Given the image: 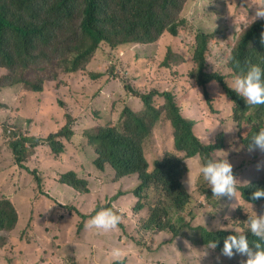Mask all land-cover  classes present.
I'll return each mask as SVG.
<instances>
[{
	"label": "rangeland",
	"instance_id": "374dc122",
	"mask_svg": "<svg viewBox=\"0 0 264 264\" xmlns=\"http://www.w3.org/2000/svg\"><path fill=\"white\" fill-rule=\"evenodd\" d=\"M259 2L260 0H187L181 13V19L185 20V24L178 37L165 34L158 43L152 45L125 46L118 55L121 64L118 61L117 64L107 65L106 61L99 60L93 71L101 73L102 80L90 83L88 80L91 78L79 77H83L85 72L74 75L63 73L61 59L65 56V51L62 50L59 58L52 59L53 64L43 61L38 66H32L26 74V78L32 82L44 81L42 93H35L24 84L0 89V197H10L21 214L15 231L0 232V264H41L40 258L35 259L39 253L48 260L45 264H72V260L77 264H98L102 260L118 264L123 259H127V264H164L161 260L168 244L181 254L177 264H217V256H220V264H240L241 259L224 258L215 249H207V255H204L205 246L198 243L200 231L186 230L185 234H182L183 230L173 221L170 223L178 226L180 237H172L173 232L169 229L160 231L151 228L149 218L152 210L157 208L159 211L161 207L159 202L167 201V197L157 185H151L142 191L140 203L143 208L138 206L139 198L134 192L131 195L133 199L129 211L133 213L136 206V213L133 214L139 221L138 227L135 226V219L123 218L122 223H127L128 228L120 224L118 230L108 232L98 233L96 230H86L85 227L78 232L77 224L81 217L76 212L66 213L62 207L57 206L58 202L72 204L83 212L90 213L92 207L96 208L99 203L109 202L116 195L119 185L112 179L103 177L93 192L84 196L60 182L59 174L69 167V170H74L76 166L73 161L75 146L67 142H65L67 152L61 156L55 155L49 145L41 142L34 148L33 154L27 156L24 166L18 165L10 146L13 134H9L8 131L5 133L2 126L6 130L10 126L20 127L22 134L24 132L28 137L45 139L50 134L60 132L62 126H58L62 123V113H70L78 119L75 138L77 144L78 140H81L79 138L83 137L80 130L83 124H92L96 120L98 123L106 121L104 111L112 106V101L106 93L108 89L113 92L112 98L115 99L120 112L127 102L135 109L141 107V99L129 94L125 89L126 81L143 93H150L159 87L166 90L173 82L179 86L178 91L187 90L188 85L195 86L190 98L183 104V113L191 118L199 117L205 112L204 90L191 83L194 78L189 76L190 68L191 71L195 68L193 56L196 35L200 30L214 34L209 60L214 68L226 67L228 57L241 34L256 22L253 21V16ZM101 50L104 51L103 48ZM122 52L124 53L121 57ZM168 55L170 65L166 67L164 60ZM178 63L181 64L177 68ZM174 68L179 70L181 76L189 79H175V76L180 74L173 70ZM9 73L8 69H0L2 78ZM211 90L217 95L221 93L222 106L217 107L216 113L210 112L214 116V132H208L206 143H215L223 138L227 140L225 150L216 152L214 159H226L233 165V174L239 181L238 189L249 186L256 180L264 181V152L259 149L249 152L248 148L244 147V143L242 144L238 137V124L230 120L233 113L230 112L227 97L225 98L222 90L214 84ZM126 91L128 100H121ZM158 99L157 106L162 107L166 103L165 98L158 96ZM60 100L66 103L64 109V104H61ZM92 105H95L97 111H101L96 114L97 118L91 111ZM263 126L264 122L260 123V127ZM199 133L204 135L202 130ZM146 148L151 163L150 171H154L155 162L159 159L150 155L154 152L152 137L148 139ZM188 161L191 172H195L197 162L192 159ZM199 163H203L202 158ZM258 164L261 165L260 170L257 169ZM87 168L90 171L95 169L93 165ZM36 169L45 180L43 190L39 188L30 172ZM208 189L210 187L207 188L202 175L194 178L189 191L191 195L182 198L185 201L184 208L170 211L169 216L163 215L164 218L172 215L182 216L181 223L188 219L193 227L202 226L212 231L234 229L239 225H245L249 216L264 214V210H254L251 204L244 201L239 190L236 198L228 200L205 195ZM119 190L120 188L118 192ZM46 194L58 202L51 200ZM116 205L128 206L119 202H116ZM259 205L264 207V201ZM62 215L64 217H60ZM214 216L219 223L213 220ZM131 224L133 225L129 226ZM25 227L27 228L24 229ZM31 228L35 231H30V235L38 232L32 237L37 241L34 247L22 237L23 231ZM186 234L191 240L186 238ZM153 239L156 240L155 244H151ZM38 243L43 245L42 249ZM113 248H120L125 257L123 255L121 260H113L110 256ZM147 254H150L149 258L145 257Z\"/></svg>",
	"mask_w": 264,
	"mask_h": 264
},
{
	"label": "trees",
	"instance_id": "16d2710c",
	"mask_svg": "<svg viewBox=\"0 0 264 264\" xmlns=\"http://www.w3.org/2000/svg\"><path fill=\"white\" fill-rule=\"evenodd\" d=\"M186 1L0 0V69L5 68L10 71L5 78L0 77V89L24 84L31 91L43 92L44 81L32 82L26 78V74L32 66H38L43 61L53 64L52 59L59 58L62 50L65 51V56L61 59L63 73L85 72L90 78H97L101 73L94 72L93 67L99 64V60L112 65L118 59L123 47L133 44H154L166 33L178 37L185 24V20L181 19V13ZM262 31H264V20H256L241 34L228 57L227 66L214 68L209 60L214 34L200 30L196 35L193 56L195 68L192 71L190 68L189 71V76L194 78L190 82L204 90L205 106L212 113H216L217 107L222 106V96L220 92L217 95L211 90V86L214 84L222 90L234 115L230 120L238 124V137L246 148L251 143L252 137L262 128L260 123L264 122V105L247 106L228 85L236 71L234 69L236 60H239L242 66L247 62L264 69V45L260 43ZM169 60L168 55L164 60L166 67L170 65ZM180 64H176V67L178 68ZM177 68L175 70L179 72ZM179 74L181 77L180 72ZM188 87L194 86L188 85ZM126 88L132 95L142 99L144 111L138 114L128 103L124 107L118 125L109 124L88 131L86 134L90 143L96 148L98 159L95 164L98 167L103 169L104 165L109 163L116 169L118 177L130 174L140 176L142 184L136 195L141 197L143 190L151 185H157L163 192L176 197L169 199V203L160 201L159 211L157 208L152 210L149 218L151 228L160 229L163 215L169 216L170 211L183 209L185 201L182 198L189 197L182 183L187 172L185 158L199 153L204 163L208 159L214 160L213 154L218 149L226 148L227 140L223 138L217 145L205 146L196 137L193 132L194 122L181 114L179 105L190 96V89L177 91L174 86L166 90L162 88L143 93L142 90H136L129 84H126ZM157 96L165 98L166 103L162 107L157 106ZM66 119L67 124L60 132L50 134L45 139L25 137L20 127L10 126L8 129H12L17 137V140L11 143L17 164L24 166L27 156L33 154L34 148L41 142L49 145L55 155L65 153L63 139L70 142L74 136L72 130L74 120L69 114H66ZM160 122L169 128L176 151L184 153L185 158L175 153L168 154L163 160L155 163L153 172H148V163L145 162L146 143L151 138L153 127ZM7 130L4 127V131ZM30 172L39 188L43 190L45 180L39 171L36 169ZM59 180L82 195L90 192L87 181L78 176L77 168L59 174ZM239 190L242 197L252 204L261 206L259 203L264 201V198L251 199L253 192L264 190V181L251 182L249 186L240 187ZM58 206L72 210L71 212L75 211L83 219L94 216L102 208H112L109 203L98 204L92 213L85 214L71 204L58 203ZM138 206L143 208L140 202ZM20 219L21 214L12 199L1 197L0 232L13 231ZM237 228L245 229L244 235L247 236L250 247L257 242V238L248 230L247 223ZM235 234V231L205 232L202 234V239L205 244L216 241L218 244L216 249L221 252L224 239L228 235ZM239 259L242 261L247 258L237 255L236 260Z\"/></svg>",
	"mask_w": 264,
	"mask_h": 264
},
{
	"label": "clouds",
	"instance_id": "9594fccd",
	"mask_svg": "<svg viewBox=\"0 0 264 264\" xmlns=\"http://www.w3.org/2000/svg\"><path fill=\"white\" fill-rule=\"evenodd\" d=\"M258 19L264 20V0H260V2L258 4H256V10H255V14L253 16V21L258 20ZM166 34H169L171 37H175V36H172L170 33H166ZM158 42H156V43H158ZM260 43L262 45H264V31H262L260 34ZM136 45H141V44H136ZM148 45H152V44H148ZM123 53L124 52H122L121 57H122ZM118 61H119V58L116 61H114L112 63V65L117 64ZM120 64H121V62H120ZM234 69L236 71H235V74L233 75V77L231 79V83H230V85H228V87L231 90H233L238 96H240L245 101L247 106L254 107V106H258V105H264V69H261L258 65L250 64L247 62L245 63L244 66H242L241 62L239 60L235 61ZM173 70H175V68ZM74 74H77V73H74ZM74 74L69 73L67 75H74ZM115 74H116V72H115ZM171 75H172V73H171ZM79 77L80 78H88V79L90 78L86 74H84L83 77H81V76H79ZM100 77L102 78V74H100V76L98 75L97 78H94V79L91 78L88 81L90 83H92V81H93V83H94L96 81L102 80ZM187 78H189V77L175 76V79L185 80ZM213 83H215V82H213ZM126 84H129L128 81H126ZM180 84L182 85V83H180ZM174 86L176 87V89L178 91L179 86L177 85V83H174V82H173L171 87H166V89L173 88ZM193 88H195V86L194 87H188V89H190V93L193 90ZM125 89L127 90L126 86H125ZM157 89H162V87H159ZM127 91L124 93L126 95L121 96V98H122L121 100H128V92L129 91L128 92ZM37 93H42V92H37ZM106 93L109 95V97L112 101L111 102L112 106L108 107L107 110L104 111L106 121L98 123V120H96L95 123H92V124L86 123L85 126L80 127V130H81V133L83 134V137L79 138L81 140H78L77 144L75 143V138L77 137L76 132L78 131L77 126H76L77 121H78L77 118H75L70 113L63 112L62 113L63 116H62V120H61L62 123L58 126V127L62 126V128L64 126H66V124H67L66 114H69L74 120L73 125H72V130L74 132L73 138L71 139L70 142H67L66 139H63V140H65V142H67L68 144H72L75 146L74 147V151H75L74 152V159H73V161L76 165L75 168L78 169V176L87 181L88 188L90 190L89 194H91L93 192V189L97 185H99V183L103 177H108V178L112 179L114 183L119 185L118 188H120L119 192H118V188H117L116 195L112 199H110L109 202L99 203L102 205L109 203V204H111L112 208L111 207L102 208L94 216L88 217L87 219H83L78 214L81 217V220H80L81 222L79 221L77 224L78 232H81L84 229V227L86 230H96L98 233L99 232H108L111 230H118V226L120 224L122 227L128 228L127 223H124V222L122 223L123 218L132 219V220L135 219L136 220L135 221L136 227H138L137 225L139 224L137 217L134 216V214L136 213V211H135L136 206H134V212H133L134 214H133L130 211L128 213L126 210H124L123 206H117L116 202H119L121 197L127 196V195H129L131 197V199H133V197L131 195L133 194V192L136 195L138 188L142 184V180L140 179V176L138 174H130V175H127L124 177H118L116 169L109 163H106L104 165L103 169L98 167L95 164V161L98 159V154L96 152V148L94 145H92L90 143L88 137L86 136V133L88 131L96 130L100 127H105L109 124L118 125L121 121V115H122V112L124 109L121 112L119 111V107L117 106L115 99L112 98L113 92L110 89H108L106 91ZM129 94H132V93L129 92ZM190 96H191V94H190ZM190 96L187 99H185L183 103H179L180 108H181V114L185 118L192 120L194 122L193 132L202 144H204L205 146L217 145L219 140H217L215 143H206V137L208 135V132L209 131L214 132L213 131L214 130L213 129L214 128L213 127L214 116L210 113L209 110H207L205 105H204L205 106V109H204L205 112L203 114H201L199 117L191 118V117L186 116L183 113V104L190 98ZM157 100H159L158 96H157ZM141 101H142V99H141ZM61 102H63V101H61ZM204 103H205V101H204ZM126 104H128V102ZM65 106H66V103L64 104L63 109ZM133 110L138 114L142 113V111H144L143 101H142L141 107L139 109L134 108ZM91 111L95 115V117H96V114L101 112V111H97L95 109V105H92ZM230 112H231V108H230ZM2 127L4 130V126H2ZM200 130L203 131L204 135H201L199 133ZM7 131L9 134H11V133L13 134L12 129H8ZM23 135L25 137H28L25 135L24 132H23ZM151 137H152L153 151H154L153 153H150V155L152 157L157 156L159 160H163L166 155H168V154L171 155L172 153H175L178 156L185 158L184 153L176 151V149L174 147V138H173L169 128L166 125H164L163 123L160 122V123H158V125L153 127ZM14 140H17V137H15V135L13 134L11 142H13ZM10 146H11V144H10ZM256 149H259L261 152H264V127H262L257 132V134H255L252 137L251 143L248 145V151L249 152L255 151ZM224 150H225V148L224 149H218L216 152L224 151ZM215 153L213 154V158H214ZM59 156H61V155H59ZM201 158L202 157L200 156V154L197 153L195 156L185 158V160H184V164L187 166V172H186V174L182 180V183H183L187 193L189 194V196L191 195L189 191H191L193 179L199 178V176L202 175V177H203V179L207 185V188L210 187V189H208L205 192L206 193L205 195H207V196L212 195L213 197H215L217 199H228V200H230V199H233V197L236 198L237 192L239 190L237 187L239 185V181L233 174V165L231 163H229L226 159H222V160L208 159L205 163L203 162L201 164V163H199ZM189 159H192V160L197 162V167H196L195 172H191V165L189 164V161H188ZM159 160H157L156 162H158ZM202 161H203V159H202ZM145 162H146V164L148 163L147 171L153 172V171H150L151 163L148 160L147 152H146V156H145ZM90 165L94 166V168H95L94 171L88 170L87 167H90ZM260 167H261V165L258 164L257 169L260 170ZM66 169L69 170L70 167L66 168ZM67 170H65V171H67ZM253 182H255V181H253ZM126 183L128 184V186H125ZM137 183H138V185H137ZM136 185L138 187L135 189V191H133V189ZM71 189L74 190L73 188H71ZM74 191H76V190H74ZM163 193L167 197L166 202L162 201L164 203H169V199H174V197H175V196H171L169 193H165V192H163ZM89 194H86L84 196H87ZM240 194H241V191H240ZM47 196H48V198L53 199V197H51L49 194H47ZM136 196L139 198L138 201L140 202L141 197H139L138 195H136ZM5 197H7V196H5ZM241 197H242V194H241ZM7 198H10V197H7ZM261 198H264V190H257L255 192H253L251 195L252 200H258ZM242 199H244V198L242 197ZM55 201L58 202L57 200H55ZM138 201H137V203H138ZM244 201H246V200L244 199ZM246 202L251 204L254 207V210H257V211H263L264 210V207L258 206L256 204H252L248 201H246ZM37 205L38 204H36V206ZM57 206H58V204H57ZM205 207H207V206H205ZM95 209L96 208L92 207L90 210V213H92ZM64 210L66 213H72L69 210H66V209H64ZM79 210H81V209H79ZM81 211L83 212V210H81ZM73 212H75V211H73ZM84 213L90 214L87 212H84ZM193 214L195 215L194 212H193ZM31 217L33 218L32 214H31ZM60 217H64V215H62ZM213 220L215 222L219 223L218 221H216L215 216L213 217ZM162 221H163V223H162V226L159 230L164 231L166 229H169L171 232H173L172 237H180L181 236V232L179 231L178 226L183 230L182 234H185L184 232H186V230L200 231V241H198V243H199V245L205 246L204 255H207V249H212V250L215 249V251L217 253H219L221 256H223L224 258L236 260L237 255H240L242 257H246L247 259L242 260L240 262V264H264V214L259 215V216H257L256 214H254V216H249V218L246 222L248 225V230L250 231V233L254 237L257 238V242H254L252 247H250L249 240H248L247 236L244 235L245 229L224 228V230L209 231L208 229H206L202 226L199 228L193 227L191 225V222L188 219L184 223H181L182 216H176V215H172L171 217H169L167 219L163 218ZM170 221L175 222L178 226H176L175 224H171ZM132 225L133 224H131L129 226H132ZM26 228L27 227H25L24 229H26ZM15 229L13 231H15ZM13 231H7V232H13ZM30 231H35V230H33L32 228L28 231L24 230L22 233V237L24 239H26L29 243H31L30 246L34 247V244H36L37 241H35V239H33L32 237L35 236V234L37 235L38 232L35 233L34 235H30ZM220 231H224V232L235 231L236 232L235 235H228L224 239L223 248H222L221 252L216 249L218 246L216 241H209L207 244H205L203 242V239H202V234L205 232L217 233ZM24 236H29L30 238L27 239ZM186 238L191 240V237H189V235H187V234H186ZM27 241H26V243H27ZM155 242H156L155 239L151 240V244H155ZM185 244L187 246V242H185ZM38 245H39L40 249L43 248L42 244L38 243ZM143 254H144V252H143ZM187 254L189 256H193L191 253H187ZM123 255H124V252L120 248H113L110 252L111 258L113 260H117V261L121 260ZM180 255H181L180 253H177L172 248L171 244H168L167 248L163 252V258H162L161 262H163L164 264H177V262L180 258ZM149 256H150V254H147L145 257L149 258ZM124 257H125V255H124ZM39 258L41 259V261H40L41 264H45L48 261L46 258H43V256H41L40 253L36 254V256H35V259L39 260ZM216 262H217V264H220V256L216 257ZM78 263H80V262L78 261ZM32 264H34V263H32ZM35 264H37V263H35ZM72 264H77V263L75 262V260H72ZM88 264H90V263H88ZM93 264H97V263H93ZM98 264H116V263H109V262H106L105 260H102L101 263H98ZM118 264H127V259L121 260Z\"/></svg>",
	"mask_w": 264,
	"mask_h": 264
},
{
	"label": "crops",
	"instance_id": "0c3cea01",
	"mask_svg": "<svg viewBox=\"0 0 264 264\" xmlns=\"http://www.w3.org/2000/svg\"><path fill=\"white\" fill-rule=\"evenodd\" d=\"M77 122H78V121H77ZM85 124H86V123H85ZM85 124H83L81 127L85 126ZM53 199H54V198H53ZM53 199H51V200H53ZM54 200H56V199H54ZM119 203L128 204L127 207H123V208H124V210H126V211L129 213V209H130V206H131V204H132V199H131V197H130L129 195H127V196H123V197L120 198Z\"/></svg>",
	"mask_w": 264,
	"mask_h": 264
}]
</instances>
